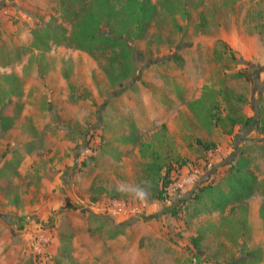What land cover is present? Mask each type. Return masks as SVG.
<instances>
[{"label":"rangeland","instance_id":"374dc122","mask_svg":"<svg viewBox=\"0 0 264 264\" xmlns=\"http://www.w3.org/2000/svg\"><path fill=\"white\" fill-rule=\"evenodd\" d=\"M89 2L0 0V264H264V0H151L136 69L70 42Z\"/></svg>","mask_w":264,"mask_h":264},{"label":"trees","instance_id":"16d2710c","mask_svg":"<svg viewBox=\"0 0 264 264\" xmlns=\"http://www.w3.org/2000/svg\"><path fill=\"white\" fill-rule=\"evenodd\" d=\"M82 1L86 2V0ZM154 9L155 6L151 0H90L89 4L87 6L85 4L83 11L76 17L67 15V20L72 26L69 34L70 42L91 54L104 51L108 47H120L119 56H122L124 60V68L128 65L129 69L131 67L136 69L137 59L131 45V42L137 38L134 27L141 29L152 18ZM50 26L51 24L47 27ZM104 27L108 32L102 31ZM237 120L235 122L241 121L242 118ZM246 123L250 125L252 119L248 118ZM241 159H234L229 163L228 178L226 179L232 185L226 193L223 191L224 189H219V191L216 187L207 186L197 187L193 196L198 197L201 194H206L212 200L217 199V206L226 202L225 196L227 199L230 197L233 203L239 198L250 196L251 179L247 175L240 176L239 174L243 165ZM238 162L240 163L238 164ZM170 183L171 173L167 170L165 174L160 175V185L162 186L158 191L160 198ZM72 231L74 230L72 229ZM72 237L74 238V235ZM61 240L62 235L60 234V242ZM192 241L195 246L199 245V235L193 236ZM60 248L62 247L58 248V253L54 256L59 261L62 259V257L60 258L61 254L64 253L60 251Z\"/></svg>","mask_w":264,"mask_h":264},{"label":"built area","instance_id":"2783aa9c","mask_svg":"<svg viewBox=\"0 0 264 264\" xmlns=\"http://www.w3.org/2000/svg\"><path fill=\"white\" fill-rule=\"evenodd\" d=\"M189 181V180H188ZM110 213L111 214H114V215H117V214H121V213H123V212H126V209H124V207L123 206H112V207H110Z\"/></svg>","mask_w":264,"mask_h":264},{"label":"crops","instance_id":"0c3cea01","mask_svg":"<svg viewBox=\"0 0 264 264\" xmlns=\"http://www.w3.org/2000/svg\"><path fill=\"white\" fill-rule=\"evenodd\" d=\"M72 224H73V228H74V232H75V229H76V227H75V222H72ZM74 239H75V235H74ZM59 240H60V235H59ZM107 242H111V240H106ZM60 242V241H59ZM107 244H109V243H107ZM75 246V245H74ZM54 247L55 248H52V250H54V252H56L55 253V255L58 253V248H59V246H58V237H57V239H56V241H55V239H54ZM54 255V256H55Z\"/></svg>","mask_w":264,"mask_h":264},{"label":"clouds","instance_id":"9594fccd","mask_svg":"<svg viewBox=\"0 0 264 264\" xmlns=\"http://www.w3.org/2000/svg\"><path fill=\"white\" fill-rule=\"evenodd\" d=\"M119 190L123 191L124 189L121 187ZM137 196L140 198H144L147 196V192L144 189H137Z\"/></svg>","mask_w":264,"mask_h":264}]
</instances>
